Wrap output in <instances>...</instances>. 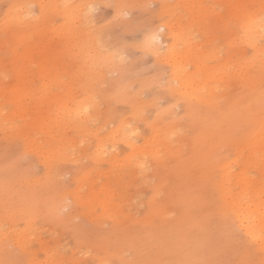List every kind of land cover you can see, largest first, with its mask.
Here are the masks:
<instances>
[{"label":"rangeland","instance_id":"rangeland-1","mask_svg":"<svg viewBox=\"0 0 264 264\" xmlns=\"http://www.w3.org/2000/svg\"><path fill=\"white\" fill-rule=\"evenodd\" d=\"M262 13L264 0H0V264H154L183 212L232 216L209 195L260 176L245 162L255 135L238 126V152L199 132L242 83L264 87L261 26H244ZM188 228L199 256L184 264L213 249L214 264H264L239 227L222 243V225Z\"/></svg>","mask_w":264,"mask_h":264},{"label":"bare ground","instance_id":"bare-ground-1","mask_svg":"<svg viewBox=\"0 0 264 264\" xmlns=\"http://www.w3.org/2000/svg\"><path fill=\"white\" fill-rule=\"evenodd\" d=\"M242 6L243 3L239 1L236 3L235 8ZM244 19V26L246 29L262 26L258 23L259 18L257 16H244ZM184 35L188 36L190 43L198 45V34L194 29H188L185 31ZM231 42H233V40ZM186 54H188L187 51L180 53L181 61L186 58ZM181 70H183V65H181ZM239 88V94H236L234 99L228 103L224 109L220 110L219 117L210 109L203 111L204 122L206 123L199 132V135H202L200 140L204 141L209 138L221 141L223 144L227 145L234 144L235 149L239 152L243 150L244 147L242 145L241 135L237 133V128L241 126V128L243 127V129H245V125L248 123L249 126L247 128L254 133L255 141L254 146L246 156L245 162L254 168H258L260 176L257 179H252L254 177L249 178L244 174L238 178V181L242 184L240 190L233 191L232 188H224L223 193L219 194L217 199H213L214 195L212 192L210 193L209 201L213 205L223 202L225 212L232 215L225 216L221 218L220 221L217 220L213 227L207 224L208 221L203 213H200L199 221H197L193 215L183 212L182 217L185 219L178 221L174 225V228L179 229L176 231L178 242L176 238L174 241L177 248H170L173 246L167 245L166 237L164 235L161 236L156 242L154 248L155 252L152 251L155 253L154 264H162L163 262L166 264V261L170 258L165 260L164 255H172V252H176L179 255V259L175 261L174 258H171L172 262L174 261L173 264H184L187 260L191 261L199 256V253L194 250L198 245V240L190 235L188 230L189 225L206 230H211L212 228L218 229V227L222 225L223 228H221L217 235L220 243L226 240L229 235H232L234 230L239 227L245 233L247 240L254 242L257 250L264 257V141H262L260 135L261 132L264 131V87H260L256 82L248 80L242 83ZM192 109H194V107ZM221 163L226 167V170H228L232 164L229 160L226 161L224 158H222ZM188 192H195L196 195L201 194L199 188H195V191L188 190ZM234 220L237 225L234 224ZM186 242L189 243L188 251L183 249L182 253H180L182 244ZM243 247L244 246L241 245V259L245 261V258H249V254ZM170 250H172V252ZM213 250H210V254L208 255L209 264L214 262L213 255L216 253ZM218 250L221 251V247H219ZM185 257L187 260H185ZM249 263L250 262H248V264ZM242 264H247V262Z\"/></svg>","mask_w":264,"mask_h":264},{"label":"snow or ice","instance_id":"snow-or-ice-1","mask_svg":"<svg viewBox=\"0 0 264 264\" xmlns=\"http://www.w3.org/2000/svg\"><path fill=\"white\" fill-rule=\"evenodd\" d=\"M10 9L11 8H15L16 6H9ZM23 7V6H21ZM29 8L33 7L31 5L28 6ZM90 9H91V6H89ZM12 13L11 12H8V13H5V17L7 19V17L9 15H11ZM261 29H260V32H261V35H260V40H259V43L261 45H264V13H262V16H261ZM158 40V36L157 35H154L152 37H146L145 38V45L146 46H150V44L153 42V41H157ZM250 47H253V45H250ZM262 56H264V53H262ZM89 108H90V105L88 104H85V106L82 108V113H87L89 111ZM79 114V113H78ZM63 264H67V262H63Z\"/></svg>","mask_w":264,"mask_h":264}]
</instances>
